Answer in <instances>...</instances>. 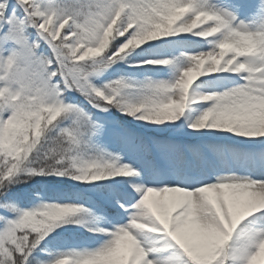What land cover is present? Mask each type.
Segmentation results:
<instances>
[{
	"label": "snow or ice",
	"instance_id": "snow-or-ice-1",
	"mask_svg": "<svg viewBox=\"0 0 264 264\" xmlns=\"http://www.w3.org/2000/svg\"><path fill=\"white\" fill-rule=\"evenodd\" d=\"M0 264H264V0H0Z\"/></svg>",
	"mask_w": 264,
	"mask_h": 264
}]
</instances>
